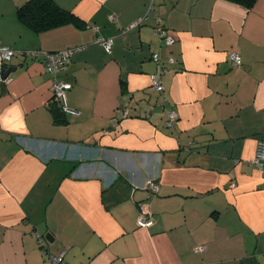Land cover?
<instances>
[{
	"label": "crops",
	"instance_id": "obj_1",
	"mask_svg": "<svg viewBox=\"0 0 264 264\" xmlns=\"http://www.w3.org/2000/svg\"><path fill=\"white\" fill-rule=\"evenodd\" d=\"M26 1L0 0L1 45L77 49L57 74L71 85L67 111L40 58L6 64L0 264H48L44 249H65L69 264H264V178L251 162L264 140V0H53L82 22L40 32L18 18Z\"/></svg>",
	"mask_w": 264,
	"mask_h": 264
},
{
	"label": "built area",
	"instance_id": "obj_2",
	"mask_svg": "<svg viewBox=\"0 0 264 264\" xmlns=\"http://www.w3.org/2000/svg\"><path fill=\"white\" fill-rule=\"evenodd\" d=\"M154 1L155 0L150 1L149 10L154 9ZM109 19L111 21L115 20V15H109ZM143 22H144L143 17H138L134 21H132L129 25H127L125 29L138 27ZM161 23H162V18L159 17L158 15H155V24H154L155 33H157L158 36L160 37V41L162 44H164L165 46H171L175 42V37L167 33L164 29V26ZM94 42H100L106 52L108 53L111 52V46H112L111 39L96 37L94 39ZM76 49H77L76 47H69L58 51H43L37 49L17 51L9 46L0 44V66L8 64L11 61V59L16 55H20L28 59L40 58L43 61L45 70L50 75V88L54 100L60 105L61 109L67 111L68 108L66 105L65 93L71 88V85L70 83L64 80L58 79L57 74L63 71L68 66V64L71 62L72 54ZM228 57L233 67L241 65V57L236 51L234 50L230 51ZM152 59L156 63L161 65L160 56L158 52H154L152 54ZM167 61L170 63L175 62L173 57H169ZM159 71L160 73H164L166 69L161 65ZM150 78L154 89L157 92L161 93L163 91L162 81L158 79L155 74H151ZM4 81L6 82L9 81V78H7ZM2 82L3 81L0 78V87ZM175 118H176L175 110L171 109L167 111L166 123L168 125H171L172 121ZM251 162L254 166H257L262 171V174L264 176V140L259 139L256 141L255 151L251 159ZM143 185L144 187L149 188L154 193L158 191V184L156 183L154 177H150L149 179H147ZM151 223L152 220H150L148 217L144 215H139V217H137L136 219V225L138 227H147L151 225ZM35 236L38 237L39 242L45 239L43 236H39L36 234ZM42 253L46 257L48 264H69L65 258L66 255L65 249H61L56 254L49 252L47 249H44L42 250Z\"/></svg>",
	"mask_w": 264,
	"mask_h": 264
},
{
	"label": "trees",
	"instance_id": "obj_3",
	"mask_svg": "<svg viewBox=\"0 0 264 264\" xmlns=\"http://www.w3.org/2000/svg\"><path fill=\"white\" fill-rule=\"evenodd\" d=\"M235 1H240L246 5H251L254 2V0ZM16 13L20 21L35 32L44 31L67 22L73 21L78 25L82 22L79 17L69 10L59 7L53 0H27L17 7ZM51 105L55 121L62 122V111L54 102ZM255 167L264 178L262 171L257 166Z\"/></svg>",
	"mask_w": 264,
	"mask_h": 264
},
{
	"label": "water",
	"instance_id": "obj_4",
	"mask_svg": "<svg viewBox=\"0 0 264 264\" xmlns=\"http://www.w3.org/2000/svg\"><path fill=\"white\" fill-rule=\"evenodd\" d=\"M13 70H15L14 69V67L11 69L10 67H7L6 65H1L0 66V78L2 79V84H1V87L0 88H4L5 86V83H6V81H4V80H6L7 78H9V73L11 72V71H13ZM51 235L48 233V234H46L45 236H44V238L45 239H47L48 237H50Z\"/></svg>",
	"mask_w": 264,
	"mask_h": 264
}]
</instances>
